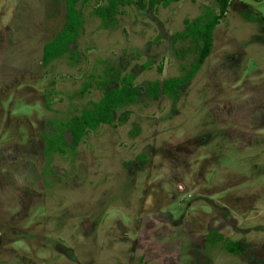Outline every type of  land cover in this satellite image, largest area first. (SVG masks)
<instances>
[{
    "label": "rangeland",
    "instance_id": "374dc122",
    "mask_svg": "<svg viewBox=\"0 0 264 264\" xmlns=\"http://www.w3.org/2000/svg\"><path fill=\"white\" fill-rule=\"evenodd\" d=\"M107 1L76 0L83 25L44 66L65 0H0V264H264V0H231L198 71L157 100L149 83L186 74L185 33L215 1L102 22ZM129 75L135 103L72 148L66 121ZM60 130L64 154L45 153Z\"/></svg>",
    "mask_w": 264,
    "mask_h": 264
},
{
    "label": "trees",
    "instance_id": "16d2710c",
    "mask_svg": "<svg viewBox=\"0 0 264 264\" xmlns=\"http://www.w3.org/2000/svg\"><path fill=\"white\" fill-rule=\"evenodd\" d=\"M88 0H83L87 2ZM179 0H108L104 5H97L93 12L103 22L107 17H113L118 6L122 4H134L140 10L145 8H155L158 5L166 6ZM217 6V13L207 11L206 18L193 26H189L186 35L191 36L195 41H199L197 47V56L188 69L186 74L180 79H168L162 84L159 81H152L148 85L147 93L153 99L157 100L159 94L173 96L177 89L188 82L198 71L200 66L209 55L212 48V34L214 28L225 16L231 0H214ZM76 0H65V19L62 28L55 36L46 42L42 47L41 61L44 66L49 65L53 60L61 57L68 52V46L73 43L76 35L83 25L81 11L76 8ZM160 71V68H159ZM138 90L132 85V76L122 77L116 87L104 92L99 101L93 103L90 109H83L78 117L66 121V127L71 135L73 147H76L82 136L89 131H94L101 124H113V115L119 109L135 103ZM126 114L118 117L119 123L126 120ZM62 130L53 137H48L44 152L50 153L57 151L64 154L62 148ZM219 238L221 236L219 235ZM224 249L229 253H238L242 246L236 241H227Z\"/></svg>",
    "mask_w": 264,
    "mask_h": 264
}]
</instances>
